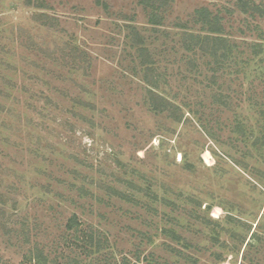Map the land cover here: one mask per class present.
Listing matches in <instances>:
<instances>
[{
	"label": "rangeland",
	"instance_id": "1",
	"mask_svg": "<svg viewBox=\"0 0 264 264\" xmlns=\"http://www.w3.org/2000/svg\"><path fill=\"white\" fill-rule=\"evenodd\" d=\"M141 1L0 0V264H264V0Z\"/></svg>",
	"mask_w": 264,
	"mask_h": 264
},
{
	"label": "trees",
	"instance_id": "2",
	"mask_svg": "<svg viewBox=\"0 0 264 264\" xmlns=\"http://www.w3.org/2000/svg\"><path fill=\"white\" fill-rule=\"evenodd\" d=\"M159 1H162V4H164L163 3V0H142L141 2H140V4H142V5H144V7L146 8L147 6L148 7H150V6H152V4L153 5H155L157 2H159ZM158 7H162L163 5H157ZM153 22V21H152ZM155 23V22H154ZM204 24H207V25H210V26H212L213 25V23H212V21L210 22V19L209 18H205V21H204ZM211 30V32H213V33H217V29H210ZM136 34V33H135ZM191 37H192V35L190 36V39H191ZM195 39H197L196 37H194ZM205 40L206 41H208L207 40V38H205ZM213 42H214V44H216V45H221V42H224L222 39H220L219 37H216L215 39H213ZM221 48H223V46L221 47ZM220 48V49H221ZM186 49H189V47H187L186 46ZM218 48L217 47H214V48H212V51L211 52H209V54H210V56L215 60V63H217L218 65L220 64V60H219V58L217 57V52H218ZM223 54H224V52H223ZM147 83V82H146ZM147 85L148 86H152V85H154V84H152V83H150V82H148L147 83ZM155 86V85H154Z\"/></svg>",
	"mask_w": 264,
	"mask_h": 264
}]
</instances>
